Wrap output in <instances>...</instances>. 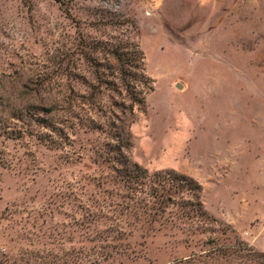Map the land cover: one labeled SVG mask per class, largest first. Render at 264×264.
<instances>
[{
    "label": "rangeland",
    "instance_id": "374dc122",
    "mask_svg": "<svg viewBox=\"0 0 264 264\" xmlns=\"http://www.w3.org/2000/svg\"><path fill=\"white\" fill-rule=\"evenodd\" d=\"M132 40L152 90L125 151L200 183L203 232L178 205L150 223L116 140L86 121L78 94L119 100L107 48ZM235 242L264 252V0H0V264H180Z\"/></svg>",
    "mask_w": 264,
    "mask_h": 264
},
{
    "label": "trees",
    "instance_id": "16d2710c",
    "mask_svg": "<svg viewBox=\"0 0 264 264\" xmlns=\"http://www.w3.org/2000/svg\"><path fill=\"white\" fill-rule=\"evenodd\" d=\"M107 50L115 59L117 75L112 74L116 78L114 82H104H106L108 89L117 92L121 98L106 104L102 101L105 92L95 85H92L88 92L78 94L83 102L90 104L93 109L97 108L95 113L100 117L93 116L86 119V121H89L90 126L93 128L103 130L108 133L111 139L116 140V143L109 147L110 152H116L119 155L115 158L121 167H115L116 171L121 179L131 187V183H136V186H133L136 190V206L144 207L145 210L143 209L142 212H148L151 215L150 223L161 220L167 213L168 208L178 205L181 212H178L177 219L189 223L192 226L190 228L192 234L207 230L203 225L206 224V220L210 219V215L201 200L202 187L195 178L179 173L174 169L149 173L145 167L134 161L126 153L125 149H129L131 146L130 126L135 120L133 117L135 105L142 109L145 107V94L152 90V79L146 72L144 52L135 41H128L127 44L119 43L112 48L108 47ZM98 83L100 84L102 81H98ZM108 96L113 98L110 94ZM78 107L84 110L81 105ZM34 108L35 111L30 117L31 120L37 122L40 126L52 128L54 121L50 118H42L40 114L41 112L49 113L53 111V108ZM71 111L72 115L82 121L83 116H80L79 113H73V109ZM111 122H113V125H110ZM105 124L107 127H105ZM109 125L110 128H108ZM105 154L106 156L110 155L107 151H105ZM137 217L141 221L146 219L141 214ZM171 221L174 225L179 226L176 220ZM215 255L229 261V264H235L232 261L235 262L236 256L238 259L244 258V264H264V252L240 242L215 245L210 250L192 253L181 259L179 263L207 264L205 258H212ZM237 262L242 263L238 260Z\"/></svg>",
    "mask_w": 264,
    "mask_h": 264
},
{
    "label": "water",
    "instance_id": "95a60500",
    "mask_svg": "<svg viewBox=\"0 0 264 264\" xmlns=\"http://www.w3.org/2000/svg\"><path fill=\"white\" fill-rule=\"evenodd\" d=\"M178 86H179V87H181V85H180V84H178Z\"/></svg>",
    "mask_w": 264,
    "mask_h": 264
}]
</instances>
